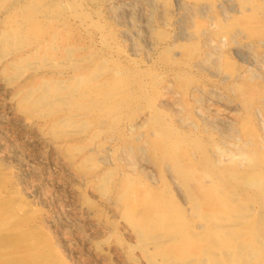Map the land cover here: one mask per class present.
<instances>
[{
	"label": "rangeland",
	"instance_id": "rangeland-1",
	"mask_svg": "<svg viewBox=\"0 0 264 264\" xmlns=\"http://www.w3.org/2000/svg\"><path fill=\"white\" fill-rule=\"evenodd\" d=\"M246 1L0 0V264H264V0Z\"/></svg>",
	"mask_w": 264,
	"mask_h": 264
},
{
	"label": "bare ground",
	"instance_id": "bare-ground-1",
	"mask_svg": "<svg viewBox=\"0 0 264 264\" xmlns=\"http://www.w3.org/2000/svg\"><path fill=\"white\" fill-rule=\"evenodd\" d=\"M176 1V0H175ZM254 1V0H253ZM227 2V1H226ZM242 2V1H241ZM243 2L245 3V2H247L246 0H243ZM261 2V1H260ZM262 2H263V0H262ZM33 3V2H32ZM254 3V2H253ZM253 3H252V5H253ZM155 4V3H154ZM231 4V3H230ZM229 4V5H230ZM153 5V4H152ZM185 5V4H184ZM183 5V6H184ZM197 5V4H196ZM221 5V4H220ZM235 5V4H234ZM245 5V4H244ZM193 6H195V5H193ZM212 6V5H211ZM218 6H219V3H218ZM242 6V5H241ZM262 6V5H261ZM181 7V6H180ZM184 7H186V6H184ZM224 7V6H223ZM249 7V6H248ZM253 7V6H252ZM259 7V6H258ZM26 8V7H25ZM245 8H247V7H245ZM28 9V8H27ZM155 9V8H154ZM184 9V8H183ZM186 9V8H185ZM187 9H188V11L191 13L192 12V10H193V12L188 16L189 18H192L193 16H194V12L195 11H197V10H199L198 8H192V7H189V6H187ZM202 9V8H201ZM223 9H225V8H223ZM243 9V8H242ZM249 9V8H248ZM253 9H254V7H253ZM263 9V8H262ZM21 11H24V10H22V9H20ZM206 10V9H205ZM220 10V9H219ZM241 10V9H240ZM255 10H256V8H255ZM259 10H261V9H259ZM50 11V10H49ZM211 11V10H210ZM221 11H223L222 10V8H221ZM225 11V10H224ZM152 12H153V10H152ZM183 12H185V11H183ZM189 12H187L186 11V14L187 13H189ZM199 12H200V10H199ZM202 12V11H201ZM226 12V11H225ZM254 12V11H253ZM259 12V11H258ZM51 13V12H50ZM197 13V12H196ZM204 13V12H203ZM222 13H224V12H221V15H222ZM228 13V12H227ZM256 13V12H255ZM38 14V13H37ZM154 14V13H153ZM257 14V13H256ZM259 14V13H258ZM188 15V14H187ZM201 15V14H200ZM223 15H225V14H223ZM241 15V14H240ZM51 16V15H50ZM85 16V15H84ZM183 16V18H184V15H182ZM206 16V15H205ZM210 16V15H209ZM208 16V17H209ZM217 16V15H216ZM231 15H229L228 17H230ZM22 17V16H21ZM207 17V18H208ZM218 17H220L219 15H218ZM222 17V16H221ZM225 17H226V15H225ZM46 18V17H45ZM151 18V17H150ZM186 18H187V16H186ZM188 18V19H189ZM223 18V17H222ZM13 19V18H12ZM24 19V18H23ZM214 19V18H213ZM190 21H191V19H189ZM211 20V19H210ZM39 21V20H38ZM186 21V20H185ZM193 21V20H192ZM192 21L190 22V25H191V23H192ZM217 21V20H216ZM223 21V20H222ZM231 21V20H230ZM150 22V21H149ZM153 22V21H152ZM213 22V21H212ZM226 22V21H225ZM228 23V22H227ZM233 24H234V22H232ZM47 24V23H46ZM223 24V23H222ZM233 24H231L230 26H232ZM16 25V24H15ZM49 25V24H48ZM193 25V24H192ZM191 25V26H192ZM210 25V24H209ZM217 25H219V24H217ZM226 25V24H225ZM235 25V24H234ZM233 25V26H234ZM215 26V25H214ZM223 26V25H222ZM227 26H229L228 24H227ZM229 26V27H230ZM198 27V26H197ZM219 27V26H218ZM217 27V28H218ZM223 27H225V26H223ZM16 28V27H15ZM30 28V27H29ZM186 28H187V26H186ZM195 28V30H196V27H194ZM235 28V27H234ZM237 28V27H236ZM242 28H245L244 26L242 27ZM18 29V28H17ZM199 29H200V27H199ZM205 29V28H204ZM223 29V28H222ZM241 29V28H240ZM8 30V29H7ZM10 30V32H11V28L9 29ZM152 30V29H151ZM154 30V29H153ZM207 30V29H206ZM224 30H225V28H224ZM227 30V29H226ZM239 30V29H238ZM16 31V29L14 30V32ZM18 31V30H17ZM19 31H20V29H19ZM197 31H198V29H197ZM228 31L231 33L232 31H233V29H231V28H228ZM237 31V30H236ZM8 33V35H9V39H11V37H13L12 38V40L13 39H16L17 40V37L19 36V34L17 35V33H16V35H17V37L15 38V35H13L12 33ZM200 32V31H199ZM211 32V31H210ZM222 32V31H221ZM187 33V32H186ZM189 33V32H188ZM203 33V32H202ZM217 34H216V36L217 35H219V33H220V31L218 32H216ZM224 33V32H223ZM221 34V33H220ZM229 34V33H228ZM189 35V34H188ZM206 35V34H205ZM238 35H240V34H238ZM237 35V36H238ZM209 36V35H208ZM227 36V35H226ZM231 40H234V38H235V36H234V33H232L231 35ZM229 36V37H230ZM233 36H234V38H233ZM215 37V36H214ZM34 38V37H33ZM207 38H210V37H206V40H207ZM215 39H217V38H215ZM237 39V38H236ZM3 40V39H2ZM1 40V41H2ZM23 40V39H22ZM21 40V41H22ZM27 40V39H26ZM208 40H211V39H208ZM223 40H225V38H223ZM239 40V39H238ZM5 41V40H4ZM4 41H2V42H4ZM11 41V40H10ZM20 41V42H21ZM24 41V40H23ZM222 41V40H221ZM230 41V40H229ZM1 42V43H2ZM15 41H13L12 43H14ZM19 42V41H18ZM237 42V41H236ZM241 42H245V41H241ZM259 42V41H258ZM9 43V42H8ZM29 43V42H28ZM210 43H212V44H214L212 41L210 42ZM230 43V42H229ZM228 43V44H229ZM2 44H6V43H2ZM16 44V43H15ZM25 44V43H24ZM50 44H52V43H50ZM209 44V43H208ZM233 44H234V42H233ZM259 44H260V42H259ZM258 44V45H259ZM264 44V43H263ZM15 46V45H14ZM23 46V45H22ZM21 46V47H22ZM207 46V45H206ZM223 46H225V45H223ZM249 46H251V48H252V45H250L249 44ZM1 47H3V46H1ZM16 47V46H15ZM210 47V46H209ZM258 47V46H257ZM261 47H263V46H261ZM4 48V47H3ZM206 48V47H205ZM212 48V47H211ZM219 48V47H218ZM249 48V47H248ZM247 48V49H248ZM11 49V48H10ZM17 49H18V47H17ZM16 49V50H17ZM21 49V48H20ZM50 49V48H49ZM52 49V48H51ZM210 49V48H209ZM217 49V48H216ZM216 49H215V51H216ZM221 48H219L218 50H220ZM258 49H260V48H258ZM249 51H250V49H248ZM21 51V50H20ZM45 51H46V49H45ZM51 51V50H50ZM222 51V50H221ZM13 52H15V51H13ZM12 52V53H13ZM18 52V51H17ZM214 52V51H213ZM223 52V51H222ZM41 53V52H40ZM40 53H38V54H40ZM69 53V52H68ZM188 53H189V51H188ZM252 53V52H251ZM35 54V53H34ZM207 54V56L203 59V61H202V63H203V66H205L206 67V65L207 66H210L211 64L213 65V63H214V59H213V56H212V52H208V53H206ZM217 54V53H216ZM222 54V53H221ZM224 54V53H223ZM230 54V53H229ZM254 54V53H253ZM43 55V54H42ZM219 56H220V54H218ZM45 56H46V54H45ZM218 56V57H219ZM222 56V55H221ZM255 56V55H254ZM257 56V55H256ZM42 57H44V56H42ZM226 57V56H225ZM264 57V56H263ZM203 58V57H202ZM214 58H217L216 56L214 57ZM229 58V57H228ZM258 58H260L261 59V57H259L258 56ZM218 59V58H217ZM224 59V58H223ZM22 60V59H21ZM228 60V59H227ZM258 60V59H257ZM34 61V60H33ZM49 61V60H48ZM51 61V60H50ZM260 61V60H259ZM20 62V61H19ZM223 62H225V61H223ZM262 62V61H261ZM18 63V62H17ZM25 63V62H24ZM23 63V64H24ZM32 63V62H31ZM65 63V62H64ZM202 63L199 65V66H201L202 65ZM219 63V62H218ZM226 63H229V62H227L226 61ZM263 63H264V61H263ZM19 64V63H18ZM21 64V63H20ZM79 64V63H78ZM205 64V65H204ZM13 66H14V64H12ZM46 65V64H45ZM49 65V64H48ZM51 65V64H50ZM227 65V64H226ZM11 66V65H10ZM217 66V65H216ZM225 66V65H224ZM224 66H222L223 68H224ZM229 66V65H228ZM234 66V65H233ZM237 66H238V64H237ZM236 66V64H235V67H237ZM15 67H16V65H15ZM14 67V68H15ZM33 67V66H32ZM202 67V66H201ZM221 67V68H222ZM203 68V67H202ZM206 68H208V67H206ZM226 68H227V66H226ZM234 68V67H233ZM232 68V69H233ZM38 69V68H37ZM96 69V68H95ZM209 69V68H208ZM230 69V68H229ZM204 70H205V68H204ZM228 70V69H227ZM226 70V71H227ZM225 71V72H226ZM233 71H234V69H233ZM218 72V71H217ZM235 72V71H234ZM234 72H232V73H234ZM253 72V71H252ZM13 73V72H12ZM227 73V72H226ZM70 74V73H69ZM230 74V73H229ZM254 75V74H253ZM256 75H259L258 73L256 74ZM231 76V75H230ZM255 76V75H254ZM77 77V76H76ZM158 77V76H157ZM261 77V76H260ZM232 78V77H231ZM251 79H252V77H251ZM74 80V79H73ZM226 80V79H225ZM254 80V79H253ZM41 81H43V80H41ZM251 81V80H250ZM56 82H58V81H56ZM59 82H60V80H59ZM233 83H236V80H235V82H233ZM242 83V82H241ZM237 84V83H236ZM238 84H240L239 82H238ZM60 85V84H59ZM66 85V84H65ZM67 86V85H66ZM232 86L233 85H231V88H232ZM239 86H241V84L239 85ZM43 87H44V84H43ZM61 88V87H60ZM243 88V87H242ZM31 89V88H30ZM41 89V88H40ZM55 89V88H54ZM53 89V90H54ZM230 89V88H229ZM233 89V88H232ZM43 90V89H42ZM61 90V89H60ZM71 90V89H70ZM70 90H69V92H70ZM200 90V89H199ZM237 91V90H236ZM183 92H185V91H183ZM232 92H234V91H232ZM65 93V92H64ZM213 93V92H212ZM240 93V92H239ZM46 95H47V93H45ZM49 94V96H50V94L51 93H48ZM66 94V93H65ZM69 94V93H68ZM67 94V95H68ZM109 94V93H108ZM216 94V93H215ZM241 94V93H240ZM52 95V94H51ZM72 95V94H71ZM76 95V94H75ZM74 95V96H75ZM78 95V94H77ZM261 95V94H260ZM53 96V95H52ZM65 96V95H64ZM79 96V98L81 99L82 97H80V95H78ZM78 96H75V97H78ZM48 97V96H47ZM56 97V96H55ZM68 97V96H67ZM85 97V96H84ZM83 97V98H84ZM68 98H70V96L68 97ZM74 98V97H73ZM49 99H50V97H49ZM56 99V98H55ZM256 99H257V97H256ZM57 100V99H56ZM60 100V99H59ZM77 100V99H76ZM55 105V104H54ZM82 105V104H81ZM51 106V105H50ZM53 107V106H52ZM92 108V107H91ZM35 109V108H34ZM175 109V108H174ZM179 109H180V107H179ZM53 110V109H52ZM251 110V109H250ZM256 110H258V109H256ZM54 112V111H53ZM264 112V111H263ZM258 114V113H257ZM158 119V118H157ZM59 121V120H58ZM67 121H69V120H67ZM181 121V120H180ZM65 122V121H64ZM80 123V122H79ZM111 123V122H110ZM70 124V123H69ZM80 125V124H79ZM78 126V125H77ZM228 129L230 130V128L228 127ZM247 129V128H246ZM228 130V131H229ZM51 131V130H50ZM231 131H232V129H231ZM235 131V130H234ZM78 132V131H77ZM236 133V132H235ZM93 135V134H92ZM231 135V134H230ZM247 135H249L248 133H247ZM91 136V135H90ZM174 136V135H173ZM251 136L253 137V133H251L250 134V138H251ZM255 136V135H254ZM246 137V136H245ZM248 137V138H249ZM168 138H170L169 136H168ZM238 138V137H237ZM155 140V139H154ZM257 140V139H256ZM154 142V146L157 148V149H163L164 151H166V157L167 158H164L163 156V158L164 159H169V161L171 160L173 163H174V167H173V169H174V171H172V172H175L176 173V175L178 176H176V178H179L180 177V180H181V183L183 182V183H186L185 181H187L193 174V172L191 171V169H190V167H192V163H191V161H187V159L185 158V155L186 154H181V149H180V151L179 152H174L173 151V145L174 144H176V142L174 143V141H171V140H168L165 136H164V133H163V135L162 134H159V136H158V138L155 140V141H153ZM254 142V141H253ZM258 142V141H257ZM257 142H256V144H257ZM247 143V142H246ZM137 144V143H136ZM254 145H255V143H254ZM132 146V145H131ZM142 146V145H141ZM137 147L136 149H135V151L137 150V153L139 152V151H141V150H143V147ZM183 146V145H182ZM148 147H149V145H148ZM178 147V146H177ZM249 147V146H248ZM247 147V148H248ZM98 148V147H97ZM180 148V147H179ZM254 148V147H253ZM252 148V149H253ZM125 149V148H124ZM146 149V148H145ZM150 149V148H149ZM188 149V148H187ZM249 149V148H248ZM256 149V148H255ZM254 149V150H255ZM152 150V149H151ZM176 150V149H175ZM222 150V149H221ZM257 150V149H256ZM123 151V150H122ZM157 151V150H156ZM162 151V150H161ZM228 151V150H227ZM260 151V150H259ZM143 152V151H142ZM160 152V151H159ZM255 152V151H254ZM253 152V153H254ZM261 152V151H260ZM124 153V152H123ZM141 153V152H140ZM154 153V152H153ZM157 153V152H156ZM155 153V154H156ZM250 153V152H249ZM248 153V154H249ZM253 153H251V154H253ZM129 154H131V155H133V158L136 156V155H134V151L132 150V149H130L129 150ZM230 154V153H229ZM140 155V154H139ZM145 155V154H144ZM188 155V154H187ZM186 155V156H187ZM190 155V154H189ZM230 155H232V154H230ZM127 156V155H126ZM128 156H130V155H128ZM127 156V157H128ZM143 156V155H142ZM165 156V155H164ZM250 156V155H249ZM261 156H262V153H261ZM161 157V158H162ZM253 157V156H252ZM255 157V156H254ZM129 158V157H128ZM132 158V157H131ZM261 158V157H260ZM130 160V159H129ZM249 160V159H248ZM257 160V159H256ZM263 160V159H262ZM97 161V160H96ZM131 161V160H130ZM140 161V160H139ZM162 161V160H161ZM166 161V160H165ZM163 162V161H162ZM253 162V161H252ZM166 163H168V162H166ZM170 163V162H169ZM97 164V163H96ZM132 164V163H131ZM171 164V163H170ZM195 164V163H194ZM205 164H207L206 162H205ZM135 165H137V163L135 164ZM161 165V164H160ZM259 164H255L254 166H258ZM165 166V165H164ZM167 166H169V165H167ZM194 166H196V164L194 165ZM199 166V165H198ZM161 167H162V165H161ZM160 167V168H161ZM171 167V166H170ZM169 167V168H170ZM207 167H209V166H207ZM166 168V167H165ZM168 168V170H170ZM197 168V167H196ZM162 169V168H161ZM207 169V168H206ZM205 169V170H206ZM164 170V169H163ZM166 170V169H165ZM212 170V169H211ZM170 172V171H169ZM206 172V171H205ZM236 172V171H235ZM230 174V173H229ZM173 175H174V173H173ZM254 175V174H253ZM210 175H207V177H209ZM231 176V175H230ZM235 177V176H234ZM205 178V177H204ZM232 178V177H231ZM191 179V178H190ZM193 179H194V177H193ZM202 179H203V177H202ZM206 179V178H205ZM233 179V178H232ZM175 180V179H174ZM179 180V181H180ZM192 180V179H191ZM215 180V179H214ZM229 180V179H228ZM246 180H248V179H246ZM178 181V180H177ZM176 182V181H175ZM188 182H189V180H188ZM211 182V181H210ZM177 183V182H176ZM196 183V182H195ZM213 184V183H212ZM177 185V184H176ZM185 185V184H184ZM204 185H206V184H204ZM203 185V186H204ZM214 185V184H213ZM186 186V185H185ZM201 186V185H200ZM202 186V187H203ZM240 186V185H239ZM238 186V187H239ZM178 187H180L179 185H178ZM187 187V186H186ZM189 187V186H188ZM206 187H207V185H206ZM206 187H204L205 189H204V192H205V196H207V197H210L211 195H212V193H214V191H215V188H214V186L213 187H209V185H208V187L206 188ZM127 188V187H126ZM201 188V187H200ZM261 188V187H260ZM131 190H132V188H130ZM171 189V188H170ZM184 189H185V187H184ZM187 189V188H186ZM190 189H191V187H190ZM189 189V190H190ZM217 190H219L218 188H216ZM242 189V188H241ZM240 189V190H241ZM130 190V191H131ZM188 190V189H187ZM217 190H216V192H217ZM192 191V190H191ZM132 192V191H131ZM188 193L187 194H189V191H187ZM201 192V191H200ZM239 192H241V191H239ZM137 193V192H136ZM190 193H192V192H190ZM135 194V193H134ZM138 194V193H137ZM222 194V193H221ZM204 195V194H203ZM149 196V195H148ZM191 196H192V198L190 199V200H192V204L194 205V207H197V208H199V205H200V203L202 202H197L194 198L195 197H193L194 196V194L192 193L191 194ZM195 196H196V194H195ZM213 196H214V194H213ZM225 196V195H224ZM189 197V196H188ZM222 198H223V200H222V198H221V200H222V202L221 203H225V202H230V200L229 199H226L225 197H223V194H222V196H221ZM122 198V197H121ZM196 198H198V197H196ZM229 198H231V197H229ZM246 198V197H245ZM202 199V198H201ZM203 199H208V198H203ZM243 199V198H242ZM249 199V198H248ZM152 200V199H151ZM199 200V199H198ZM206 200L204 201L203 200V202H205L206 204H207V202H206ZM209 200V199H208ZM163 201V200H162ZM124 202V201H123ZM150 202V201H149ZM175 202V201H174ZM150 204V203H149ZM163 205H164V203H162ZM202 204V203H201ZM205 204V205H206ZM226 204V203H225ZM231 204V203H230ZM204 205V204H203ZM227 205H229V204H227ZM149 206H151V204L149 205ZM156 206H157V208H158V205L156 204ZM155 206V207H156ZM230 206V205H229ZM246 206V205H245ZM249 206V205H248ZM201 207H202V205H201ZM200 207V209H202ZM228 207V206H227ZM234 208H235V206H233ZM232 207V208H233ZM129 208V207H128ZM208 208V207H207ZM206 208V209H207ZM129 209H131V208H129ZM128 209V210H129ZM133 209V208H132ZM142 209V208H141ZM160 211H158V220H161L162 222H163V224L165 225L164 227H166V226H168V224H173V221H174V219H172V217H173V214H170V210L169 211H167L166 212V210L164 209V207H161L160 209H159ZM235 210V209H234ZM132 211V210H131ZM141 211V210H140ZM204 211V210H203ZM127 212V211H126ZM213 212V211H212ZM214 212H215V210H214ZM239 212H240V210H239ZM242 212V211H241ZM128 213V212H127ZM205 213V212H204ZM221 213V212H220ZM224 213V212H223ZM248 213V212H247ZM129 214V213H128ZM149 214V213H148ZM203 214V213H202ZM201 214V215H202ZM232 214V213H231ZM212 215V214H211ZM216 215V214H215ZM129 216H130V214H129ZM213 216H214V214H213ZM149 217V216H148ZM209 217V216H208ZM220 215H219V218H218V220L220 219ZM133 219V218H132ZM135 219V218H134ZM133 219V220H134ZM210 219V218H209ZM140 220V219H139ZM146 220V219H145ZM150 221V220H149ZM236 222V221H235ZM137 223V222H136ZM209 223V222H208ZM152 224V223H151ZM210 224V223H209ZM209 224H208V227H210V226H212V225H210L209 226ZM148 225H150V224H148ZM155 225V224H154ZM215 225V227H219L218 229H216V230H213V232L212 233H210V236H208V240L211 242L209 245L211 246V245H214L215 244V246H216V243L218 242V239L219 240H221V241H223L224 242V240L231 234L230 233V229H229V226H231V225H235V223H232V224H227V223H225V224H222V226L220 227L218 224H214ZM213 225V226H214ZM200 227V226H199ZM148 229V228H147ZM163 229H165V228H163ZM146 232V231H145ZM190 232V231H189ZM255 234V233H254ZM142 236H144V235H142ZM188 239V238H187ZM222 239H224V240H222ZM228 239V238H227ZM258 240V239H257ZM140 241V240H139ZM226 241V240H225ZM226 242H228V241H226ZM264 244V243H263ZM246 245V244H245ZM220 246H221V244H220ZM173 247V246H172ZM180 247V246H179ZM208 247V246H207ZM222 247H223V244H222ZM222 247H221V249H222ZM227 248V247H226ZM237 248V247H236ZM215 249H217V248H215ZM218 249H220L219 247H218ZM238 249V248H237ZM240 249V248H239ZM228 250V249H227ZM160 251V250H159ZM222 251V250H221ZM176 252V251H175ZM210 252V251H209ZM226 253V251H223L222 253ZM229 252V251H228ZM227 252V253H228ZM238 252V251H237ZM245 252V251H244ZM230 253V252H229ZM249 253V252H248ZM187 254H188V252H187ZM145 255V254H144ZM147 255V254H146ZM192 255V254H191ZM163 256V255H162ZM184 256V255H183ZM243 256V255H242ZM148 258V257H147ZM177 258V257H176ZM243 258V257H242ZM169 259V258H168ZM171 260H172V258H170ZM187 259V258H186ZM247 259H249V258H247ZM177 260V259H176ZM175 260V261H176ZM185 260V259H184ZM188 260V259H187ZM191 260H192V258H191ZM162 261V260H161ZM168 261V260H167ZM175 261H173V263H175ZM235 261V260H234ZM242 261H244V260H242ZM171 262L172 261H168V264L170 263L171 264ZM177 263H178V261H176ZM182 262V261H181ZM180 262V263H181ZM185 263V262H184ZM189 263V262H188ZM243 263V262H242ZM216 264V263H215Z\"/></svg>",
	"mask_w": 264,
	"mask_h": 264
}]
</instances>
